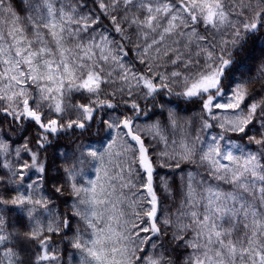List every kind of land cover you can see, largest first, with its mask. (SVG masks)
Segmentation results:
<instances>
[{
  "label": "snow or ice",
  "instance_id": "1",
  "mask_svg": "<svg viewBox=\"0 0 264 264\" xmlns=\"http://www.w3.org/2000/svg\"><path fill=\"white\" fill-rule=\"evenodd\" d=\"M0 264H264V0H0Z\"/></svg>",
  "mask_w": 264,
  "mask_h": 264
}]
</instances>
